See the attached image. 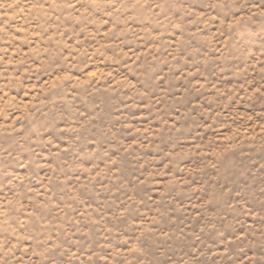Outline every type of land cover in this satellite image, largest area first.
I'll use <instances>...</instances> for the list:
<instances>
[{"label":"rangeland","instance_id":"374dc122","mask_svg":"<svg viewBox=\"0 0 264 264\" xmlns=\"http://www.w3.org/2000/svg\"><path fill=\"white\" fill-rule=\"evenodd\" d=\"M0 264H264V0H0Z\"/></svg>","mask_w":264,"mask_h":264}]
</instances>
